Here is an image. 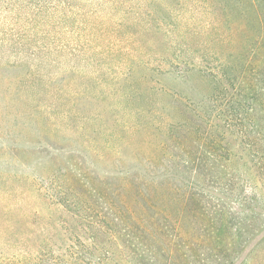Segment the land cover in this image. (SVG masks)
I'll return each mask as SVG.
<instances>
[{
	"label": "rangeland",
	"instance_id": "rangeland-1",
	"mask_svg": "<svg viewBox=\"0 0 264 264\" xmlns=\"http://www.w3.org/2000/svg\"><path fill=\"white\" fill-rule=\"evenodd\" d=\"M193 1L48 0L49 38L28 48L0 41V240L6 221L28 214L47 227L80 219L72 211L103 179L169 170L149 188L158 196L187 188L176 123L209 90L201 72L187 70L199 52L180 33L211 17ZM6 7L0 1L7 33L17 13ZM235 149L242 175L222 189L244 191L264 227V174L254 175L264 159ZM243 256L264 264V237Z\"/></svg>",
	"mask_w": 264,
	"mask_h": 264
},
{
	"label": "trees",
	"instance_id": "trees-1",
	"mask_svg": "<svg viewBox=\"0 0 264 264\" xmlns=\"http://www.w3.org/2000/svg\"><path fill=\"white\" fill-rule=\"evenodd\" d=\"M0 1L17 13L8 22L14 28H0L3 46L49 38L48 0ZM195 2L211 17L180 33L199 52L187 70L201 72L209 90L190 99L191 114L176 123L178 176L187 188L163 196L149 188L169 170L103 179L72 211L80 219L50 227L31 214L20 224L6 221L0 264H250L243 255L264 237L255 225L260 212L244 191L222 188H234L242 175L236 145L264 159V0ZM262 164L254 175L264 174Z\"/></svg>",
	"mask_w": 264,
	"mask_h": 264
}]
</instances>
